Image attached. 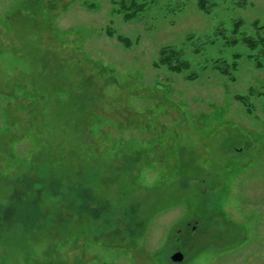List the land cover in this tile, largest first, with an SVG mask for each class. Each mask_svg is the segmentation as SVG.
<instances>
[{
	"label": "rangeland",
	"instance_id": "374dc122",
	"mask_svg": "<svg viewBox=\"0 0 264 264\" xmlns=\"http://www.w3.org/2000/svg\"><path fill=\"white\" fill-rule=\"evenodd\" d=\"M138 1L0 0V264H264V0Z\"/></svg>",
	"mask_w": 264,
	"mask_h": 264
},
{
	"label": "trees",
	"instance_id": "16d2710c",
	"mask_svg": "<svg viewBox=\"0 0 264 264\" xmlns=\"http://www.w3.org/2000/svg\"><path fill=\"white\" fill-rule=\"evenodd\" d=\"M122 11L125 13V18L130 20L137 17L139 14L145 11L146 3H139L138 0H120L119 2ZM208 0H199V8L207 13L210 12L207 7ZM239 27V23L236 24ZM264 28V26L260 27ZM258 28V29H260ZM231 44L236 45L238 43V38L236 36L232 37ZM119 40L126 42L129 45L128 40L123 37H119ZM244 43L251 50H259V55L255 59L258 62V66L264 65V35H248L243 38ZM156 67L164 66L168 70L174 73H181L183 71L190 69V63L183 59V52L174 47H166L161 50L160 57L158 62L155 64ZM214 68L220 71L223 75L230 74V66L224 61L215 62ZM237 99L241 101L244 105L247 103V100L243 96H238Z\"/></svg>",
	"mask_w": 264,
	"mask_h": 264
},
{
	"label": "water",
	"instance_id": "95a60500",
	"mask_svg": "<svg viewBox=\"0 0 264 264\" xmlns=\"http://www.w3.org/2000/svg\"><path fill=\"white\" fill-rule=\"evenodd\" d=\"M171 259L173 262H181L184 259V255L182 252L178 251L172 255Z\"/></svg>",
	"mask_w": 264,
	"mask_h": 264
}]
</instances>
